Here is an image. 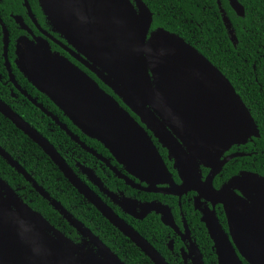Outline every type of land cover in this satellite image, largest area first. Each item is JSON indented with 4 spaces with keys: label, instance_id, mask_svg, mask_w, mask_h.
I'll return each instance as SVG.
<instances>
[{
    "label": "water",
    "instance_id": "1",
    "mask_svg": "<svg viewBox=\"0 0 264 264\" xmlns=\"http://www.w3.org/2000/svg\"><path fill=\"white\" fill-rule=\"evenodd\" d=\"M38 1L52 27L85 60L76 57L121 98L167 149L169 158L175 159L174 167L181 183L172 180L144 128L93 78L66 57L52 52L46 41L18 42L16 63L26 79L84 134L101 142L130 173L146 181L150 186L146 189L179 196L192 190L213 204L222 203L228 233L212 211L213 215L203 211L201 217L213 241L218 264H243L240 257L248 264H264V177L240 171L221 188L212 185L213 177L225 161L217 163L213 151L259 135L251 113L226 76L179 35L161 27L150 30L152 12L142 0ZM228 2L238 16L244 15L238 0ZM218 7L225 28L236 41L219 1ZM10 80L30 102L79 142L64 124L20 89L11 76ZM0 113L37 144L77 192L153 264H169L73 172L47 138L2 99ZM0 156L30 179L2 147ZM200 164L211 168L204 180L199 172ZM162 183L169 186L154 188ZM34 187L77 232L88 238L89 246L57 233L45 217L9 190L0 177V264H125L59 201L50 199L42 187ZM234 189H239L242 195ZM119 204L137 218L154 211L160 214L163 224L177 230L166 205L148 202L141 204V212L137 213L132 200L125 198L124 205ZM185 232L194 253L187 254L190 264H204L202 254ZM183 260L186 262V256Z\"/></svg>",
    "mask_w": 264,
    "mask_h": 264
},
{
    "label": "flooded vegetation",
    "instance_id": "2",
    "mask_svg": "<svg viewBox=\"0 0 264 264\" xmlns=\"http://www.w3.org/2000/svg\"><path fill=\"white\" fill-rule=\"evenodd\" d=\"M231 26H232V23H231ZM230 28L232 29L233 27H230ZM227 34L229 36V39L232 45H235L237 40L234 41L231 38V35L228 33V31H227ZM22 39H25V40L27 39L28 41L34 44H36L38 40L40 42L46 41L52 52H57L60 55L66 57L69 61H71L73 64L79 67L83 72H85L87 75L93 78L103 90H105L107 93L113 96L116 99V101L144 128L147 134L151 137V140L153 141L155 147L157 148L159 154L161 155L170 173L172 180L176 184H180L181 179L179 177L178 170L174 167L175 159L169 158L167 149L162 146V144L154 136L152 131L146 128L144 123L140 121V118L130 108H128L124 104L121 98L118 97V95H116L112 91V89L108 87L103 81H101L98 78V76L92 70H90L86 66L85 63L82 62V60L76 57V56H80L84 58L82 54L77 51L76 48H74L70 43H68L67 40L63 36H61L52 27V25L49 23L46 16L44 15L39 5L38 0H0V82L3 85L8 86V90L10 92V96L12 97L13 102L16 103L19 100H22L19 98V95H22L24 98L27 99V97L22 93V91L19 90L14 85V83L10 80V76H11L14 79V81L17 83V85H19L20 89L24 90L30 97L35 98L39 104H41L48 112H50L54 117H56L62 124H64L71 131L73 135H75L79 139V142L81 143L72 139L66 133V131L60 128L59 124L50 115L45 114L39 107L35 106L31 102L35 107H37L41 111L43 116L49 118V121L46 122L44 118L39 116V119L36 120V123H39L41 127L43 126L46 127L47 134H49L52 137L57 147L55 146L54 143H52L51 140H49V138L45 137L41 132L40 133L45 138H47L48 141L54 146V148L60 153V155L64 158V160L66 161L68 166L73 170V172L94 193H96L104 203H106L122 219L124 218L121 215L123 216L128 215L129 217L135 220H143L147 215H149L152 212L153 213L155 212L151 211V212L146 213L142 218H137L127 213L123 209V207L120 206L119 203L121 202L123 204V199L126 198V199L134 201L136 204V207L134 210L137 213L141 212L140 205L148 203V202H155V203H159L162 205H166L170 209L171 214L173 216V220L175 222V226L177 227V230L175 231L170 226L164 224L165 226L169 227L171 231V232H168V237L170 236V234L172 235V237L168 238L166 242V246L168 250L170 251L169 256L172 255L174 258H180L184 264H190V258L187 256V254H194L191 249V242L184 236V234L186 233L185 230H187L190 240L196 245L199 253L200 254L202 253L198 245L196 244L195 240L191 236L193 227L191 226V222L190 221L188 222L185 216V212L182 210L183 203L186 202L187 205L191 204L192 211H194L195 216L197 215L198 217L197 218L198 223L200 222L203 224L208 236L209 234L205 226V223L201 220V217L203 216V211L205 214L207 212L212 214L213 212L218 222L220 223L221 227L224 229L225 232L228 233V224H227L226 214H225V210H224L222 203L213 204L210 200H206L204 196H201L199 193H197L196 191H192V190L187 191L186 193H183L182 195L179 196V195H175L171 193H163L160 191H153V190L146 189L150 187L146 181L141 180L136 175L130 173L125 168V165L123 163H120L117 157H114L110 153V151L101 142L100 143L103 145V147L98 143L99 141L97 139L84 134L79 128H77L68 119V117L63 114L61 109L58 106H56V104H54L53 102L50 103L51 101L50 98L47 95L40 92L26 79V77L20 71L16 63L17 45H18V42L21 41ZM4 52L6 54H4ZM6 63L8 64L9 70L7 68ZM252 68L254 70V65ZM22 76L27 80V82L30 83L29 86H31L32 88L36 90L35 96H32L26 90L25 86L23 87L18 82L19 78L22 79ZM229 82L234 87L233 83L230 80ZM241 83H242L243 88L245 89L244 95L247 97H254L257 94L264 93V84H262L256 76L254 77L253 80H250L248 78L246 81L241 80ZM256 89H258V92H256ZM236 93L241 97L238 91H236ZM42 96H46V98ZM39 97L48 106L52 107V109H49L47 105L45 106L42 101H39L38 99ZM65 118L69 120V122L73 125V128L69 126L67 120L66 121L64 120ZM56 128L61 130L64 133V135L67 136L68 140H66L65 138L61 140L55 138L54 136L58 134ZM258 131H259V128H258ZM258 137H260V132L258 136L252 135L245 142L232 143L226 148L216 149L213 151V158L214 160L217 161V163L225 160L222 166L220 167V169L218 170V172L213 177L212 185L215 189H219L222 186H224L231 176L239 173L240 171H249V172L257 173L258 175H261L264 177V174H262L259 171V170H262L261 165H260V159L262 160L264 156V147H260L261 149H258L257 143L254 141V138H258ZM16 161L18 162V160ZM20 165L22 166V164ZM248 166H250V168H248ZM198 167H199L201 179L204 180L207 174L210 172L211 168L203 164H200ZM25 171L27 172L26 169ZM15 172L17 171L15 170ZM17 173L20 174L25 179L28 187L26 188L25 185L19 186V183L6 180L2 176H0L6 182L8 189L9 190L12 189L13 192L17 194V196L24 203H26L33 210L39 212L43 217L45 216L39 210L34 209L31 206L32 198L29 197V195H33V197L40 196L41 198L46 200L49 206L55 212L60 214V216L62 217V218H57V219L54 218L53 220L55 222L53 221L51 222L45 217V219L49 222V224L53 226L54 230L57 233L63 234L65 237H67L74 243L80 244V243L85 242L87 246H89L88 238L82 236L79 232H77V230L72 225H70V223L65 218V216L62 215L60 211L55 209L51 205L49 199H46L45 197H43V195L34 187V185H38L42 187L44 191L47 192L50 199H55L56 201H59V200L51 196L50 193L39 182H37V180L32 176L31 173L27 172L28 177L30 179H27L22 173H19V172ZM55 181L57 180L55 179ZM168 186L169 184L162 183V184H157L154 188H157V189L166 188ZM234 191L238 195H242V192L239 189H234ZM7 193L9 194L10 191H8ZM84 200H81V203H80L83 206L82 208L85 207L89 209V207L87 206L89 202L85 198ZM176 204L177 206L175 207ZM64 208L67 210V212L71 214V216L75 217L73 213L70 212L66 207ZM155 214L159 216V219L161 221L160 214L158 213H155ZM222 216L224 219L221 218ZM81 222L84 224V226H86L83 221ZM86 227L89 228L88 226ZM89 229L94 235H96L103 242V240L99 237V235L96 232H94L91 228ZM95 229H97V227H95ZM211 248L214 254L216 255L213 249V241H212ZM159 253L161 254V252ZM182 254L183 256H186V262H184ZM240 258L243 262L244 259L242 257ZM202 259H203V256H202ZM216 261H217V256H216Z\"/></svg>",
    "mask_w": 264,
    "mask_h": 264
},
{
    "label": "trees",
    "instance_id": "3",
    "mask_svg": "<svg viewBox=\"0 0 264 264\" xmlns=\"http://www.w3.org/2000/svg\"><path fill=\"white\" fill-rule=\"evenodd\" d=\"M142 1L152 12L150 30L161 27L179 35L202 53L233 83L258 125L260 137L254 138V141L257 143L258 149L264 147V93L257 94L254 97H247L244 95L245 89L241 83V80L246 81L247 78L253 80L256 76L264 84V0H238L244 8L243 16H238L232 10L228 0ZM218 1L225 15L232 23L237 40L235 45H232L227 34L218 7ZM253 65L254 70L252 68ZM18 82L23 87L25 86L32 96L36 95V90L29 86L30 83L23 76L22 79L19 78ZM256 92H258V89H256ZM42 97L46 98V96ZM0 98L56 146L52 137L47 134L46 127H41L39 123H36L39 116L44 118L46 122L49 121V118L43 116L37 107L22 95H19L22 100L16 103L13 102L8 86L3 85L1 82ZM38 99L42 101L40 97ZM43 103L45 106L47 105L45 102ZM48 108L52 109L50 106ZM64 120H67L69 126L73 128L67 118ZM56 130L58 134L54 136L55 138L68 140L61 130L58 128ZM98 143L103 147L100 142ZM0 146L11 157L18 160L51 196L59 200L76 218L83 221L86 226L96 232L125 264H153L133 242L110 224L93 205L86 203L89 209L82 208L83 206L80 203L81 200H84L83 196L68 182L42 149L1 113ZM260 165L262 170L259 171L264 174V156L262 160L260 159ZM0 176L6 180L19 183V186L25 185L26 188L28 187L25 179L15 172L13 167L7 164L1 156ZM29 197L32 198L31 206L39 210L51 222H55L54 218H62L40 196L33 197V195H29ZM182 210L185 212L188 222H191L193 227L191 236L202 253L204 264H217L216 255L211 248L212 241L207 235L203 224L198 223V217L192 211L191 204L183 203ZM121 216L151 242L169 264H184L180 258L169 256L170 251L166 246V242L168 238L172 237L171 234L168 237V232L171 231L169 227L161 223L157 214L152 212L143 220H135L128 215ZM221 218L224 219L223 216ZM243 264L248 263L243 260Z\"/></svg>",
    "mask_w": 264,
    "mask_h": 264
}]
</instances>
